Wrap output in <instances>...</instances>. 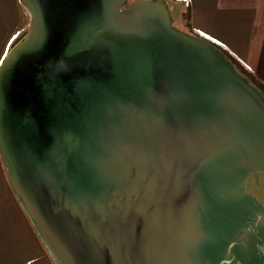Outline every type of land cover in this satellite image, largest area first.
I'll return each mask as SVG.
<instances>
[{"label":"water","instance_id":"obj_1","mask_svg":"<svg viewBox=\"0 0 264 264\" xmlns=\"http://www.w3.org/2000/svg\"><path fill=\"white\" fill-rule=\"evenodd\" d=\"M128 1L21 0L0 64L17 197L55 264H264V90L167 0Z\"/></svg>","mask_w":264,"mask_h":264},{"label":"crops","instance_id":"obj_2","mask_svg":"<svg viewBox=\"0 0 264 264\" xmlns=\"http://www.w3.org/2000/svg\"><path fill=\"white\" fill-rule=\"evenodd\" d=\"M167 1L190 13L186 32L196 35L192 27L223 45L264 84V0ZM24 13L20 0H0V64L28 30ZM0 264H55L15 193L1 148Z\"/></svg>","mask_w":264,"mask_h":264},{"label":"rangeland","instance_id":"obj_3","mask_svg":"<svg viewBox=\"0 0 264 264\" xmlns=\"http://www.w3.org/2000/svg\"><path fill=\"white\" fill-rule=\"evenodd\" d=\"M136 0H129L128 1V4H132L133 2H135ZM20 2H21V0H20ZM169 2V4H170V8H171V11H172V17H173V24L177 27V28H179V29H181V30H184V31H186L187 30V22H188V20H187V15L186 14H184L182 11H183V9L182 8H179V6L178 5H176L175 3L176 2H170V1H168ZM21 4H22V7H23V9L25 10V13H24V17H25V20H27L28 21V28L30 27V23H31V19H32V17H31V14H30V12L25 8V6L23 5V3L21 2ZM174 7V8H173ZM26 14V15H25ZM29 30V29H28ZM28 30H27V32H28ZM26 32V33H27ZM26 35V34H25Z\"/></svg>","mask_w":264,"mask_h":264},{"label":"trees","instance_id":"obj_4","mask_svg":"<svg viewBox=\"0 0 264 264\" xmlns=\"http://www.w3.org/2000/svg\"><path fill=\"white\" fill-rule=\"evenodd\" d=\"M175 1H180V0H175ZM187 18L189 19L190 18V13H187ZM190 29L194 32V34L198 35V36H202L204 37L203 35H199L195 29H193L192 27H190ZM213 44H215L217 47L221 48L225 54L233 61V63L237 66V68L244 74H246L253 83L257 84L258 86H260L263 90H264V84H262L256 76H254V74H252V72L247 69L244 65H242L238 59L226 48L224 47L223 45L219 44L218 42L214 41V40H211L209 39Z\"/></svg>","mask_w":264,"mask_h":264},{"label":"bare ground","instance_id":"obj_5","mask_svg":"<svg viewBox=\"0 0 264 264\" xmlns=\"http://www.w3.org/2000/svg\"><path fill=\"white\" fill-rule=\"evenodd\" d=\"M174 8V7H173Z\"/></svg>","mask_w":264,"mask_h":264}]
</instances>
